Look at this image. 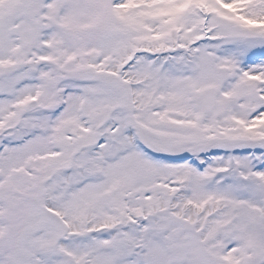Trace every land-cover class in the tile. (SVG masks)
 Listing matches in <instances>:
<instances>
[{
    "label": "snow or ice",
    "instance_id": "6c2138e0",
    "mask_svg": "<svg viewBox=\"0 0 264 264\" xmlns=\"http://www.w3.org/2000/svg\"><path fill=\"white\" fill-rule=\"evenodd\" d=\"M0 264H264V0H0Z\"/></svg>",
    "mask_w": 264,
    "mask_h": 264
}]
</instances>
